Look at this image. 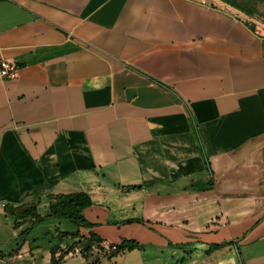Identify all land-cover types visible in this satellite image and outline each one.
Instances as JSON below:
<instances>
[{
  "label": "crops",
  "instance_id": "obj_1",
  "mask_svg": "<svg viewBox=\"0 0 264 264\" xmlns=\"http://www.w3.org/2000/svg\"><path fill=\"white\" fill-rule=\"evenodd\" d=\"M4 59L0 264H264V24L217 0H0ZM78 192L94 226L48 217ZM24 205L45 219L16 227Z\"/></svg>",
  "mask_w": 264,
  "mask_h": 264
},
{
  "label": "trees",
  "instance_id": "obj_2",
  "mask_svg": "<svg viewBox=\"0 0 264 264\" xmlns=\"http://www.w3.org/2000/svg\"><path fill=\"white\" fill-rule=\"evenodd\" d=\"M142 185L132 186V188H141ZM92 205L90 196L85 192H78L74 194L64 195L61 200L52 205L51 214L48 217L67 218L78 226H94L95 224L89 221L85 215V210ZM31 221V225H35L45 219V217L38 214L35 206H30L22 212L18 213L15 221V226L18 227L26 220ZM95 237V236H94ZM140 244L136 240L128 239L118 245V248L113 252L117 253L123 249H133Z\"/></svg>",
  "mask_w": 264,
  "mask_h": 264
},
{
  "label": "rangeland",
  "instance_id": "obj_3",
  "mask_svg": "<svg viewBox=\"0 0 264 264\" xmlns=\"http://www.w3.org/2000/svg\"><path fill=\"white\" fill-rule=\"evenodd\" d=\"M253 25L264 24V0H217Z\"/></svg>",
  "mask_w": 264,
  "mask_h": 264
},
{
  "label": "built area",
  "instance_id": "obj_4",
  "mask_svg": "<svg viewBox=\"0 0 264 264\" xmlns=\"http://www.w3.org/2000/svg\"><path fill=\"white\" fill-rule=\"evenodd\" d=\"M19 74V66L16 62L4 59L0 63V78L15 79Z\"/></svg>",
  "mask_w": 264,
  "mask_h": 264
},
{
  "label": "water",
  "instance_id": "obj_5",
  "mask_svg": "<svg viewBox=\"0 0 264 264\" xmlns=\"http://www.w3.org/2000/svg\"><path fill=\"white\" fill-rule=\"evenodd\" d=\"M29 207L30 205H24L17 208V211L22 212ZM15 211V209H12V212ZM12 233V226L8 222H6L0 214V243L6 241L12 235Z\"/></svg>",
  "mask_w": 264,
  "mask_h": 264
}]
</instances>
